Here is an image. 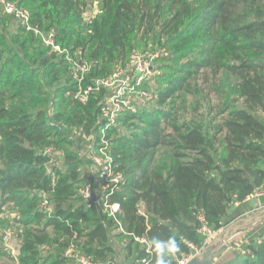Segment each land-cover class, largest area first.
Masks as SVG:
<instances>
[{"label":"trees","instance_id":"obj_1","mask_svg":"<svg viewBox=\"0 0 264 264\" xmlns=\"http://www.w3.org/2000/svg\"><path fill=\"white\" fill-rule=\"evenodd\" d=\"M12 1L40 32L0 7L4 21L17 23L8 34L0 22V214H17L9 221L22 239L19 264H76L71 248L97 263L129 264L132 256L133 264H178L191 245L203 249L204 227L218 233L250 211L244 203L264 189V0ZM52 32L69 59L44 43ZM147 37L172 61L154 88L157 103L120 116L102 135L108 94L75 99L76 54L91 64L89 84ZM206 93L222 101L218 111L205 100L194 109L204 114L179 117L183 94ZM103 142L122 176L107 195L120 204L126 234L81 195L95 175L90 150ZM261 223L224 264H264Z\"/></svg>","mask_w":264,"mask_h":264},{"label":"built area","instance_id":"obj_2","mask_svg":"<svg viewBox=\"0 0 264 264\" xmlns=\"http://www.w3.org/2000/svg\"><path fill=\"white\" fill-rule=\"evenodd\" d=\"M0 7L5 14H8L23 26H26L27 30H33L36 34L40 33L38 29H33L31 27V14L27 8L18 5L12 0H0ZM42 35L44 43L50 46L53 52L65 53L67 58H70V52L68 50H62L61 47L55 43L54 32L48 34V36ZM154 53L155 52H152L151 55L133 54L130 56L128 63L125 62L117 66L118 69L114 70L107 77L94 79L89 84H86V81L87 75L91 70V64L82 60L81 51L77 54L75 53L76 56L79 57L73 64L74 80L79 87L75 99L82 103H86L94 93L106 91L108 94L104 100L101 114L103 119L106 120L105 128L101 131L102 135H105L108 129L118 124V118L120 116L125 114H137L143 108H150L157 103L158 95L155 93L152 86L153 80L155 82V76L157 74V70L153 66V61L155 59H160V54ZM103 145L104 147H102ZM90 152L92 172L96 175V170L101 171L99 176L101 181L98 186L97 180H95L96 176L94 175V178L81 189V195L86 202L92 203L94 206L103 209L109 217L114 218L120 226V231L124 232L118 220V216L121 215L120 204L110 203L109 196L107 195L113 186L120 183L122 176L114 175L113 173L112 158L108 152V144L106 142H103L99 148L90 150ZM254 195L256 197H263L264 189L259 190ZM46 204L47 202H43L41 208L44 209ZM202 220H204V218H202ZM203 231L207 236L206 244L211 242L217 235L216 232L206 227L203 228ZM12 240H19V243L22 244V239L19 234L15 230L9 229L4 232L2 240L7 249L11 248L10 243ZM136 241L142 244H148L145 239L136 238ZM191 247L192 250H196L198 253L202 251V249L195 248L192 245ZM44 248H46V246ZM66 256L74 260L76 264H105L97 263L92 258L81 252H77L73 248L66 251ZM193 260L194 256H185L178 261V264H190Z\"/></svg>","mask_w":264,"mask_h":264},{"label":"rangeland","instance_id":"obj_3","mask_svg":"<svg viewBox=\"0 0 264 264\" xmlns=\"http://www.w3.org/2000/svg\"><path fill=\"white\" fill-rule=\"evenodd\" d=\"M94 14L95 12L98 13V7L94 8ZM93 17V16H91ZM91 17H88L87 20H89ZM0 22L1 25L4 26V28L7 30L8 34H13L15 29H17V23L14 22L13 20H8L4 21V18L0 17ZM139 36L136 37L138 39ZM159 40L154 39L153 37H147L144 41L137 42L135 47L132 50H129L128 57L126 63L129 62L130 56L133 54H139V55H151L152 52L159 53L160 54V59H155L153 61V66L157 70V74L155 76V82L153 80L152 86L153 88H156V84L162 83V77L160 76L167 72L169 73V70L167 69V64L172 63L171 60L166 59L165 57L167 56L166 50L161 49V46L159 45ZM164 43V41L162 42ZM89 53V52H88ZM197 52H194L192 55H189L190 58L194 57ZM114 70H117L118 67L113 66ZM205 95V96H204ZM204 95H199V96H193L191 94H183V97L177 102L176 108L179 114V117L183 120H191V118H194V116L198 117L199 114H204V111H194V109L197 107L198 103H203L205 100L210 101L211 105L214 106V110L218 111L220 103L222 102L216 95L209 94L207 97V93ZM201 96V97H200ZM203 108H205V105L201 104ZM168 149L164 148L161 149V154H164ZM97 152V151H96ZM89 161V160H88ZM88 164H86L87 168ZM16 212H10L8 210L4 211V213L0 214V230L3 232L8 231L9 229H13L16 231V227L12 226L13 222L12 220L9 221V218H13L16 216ZM12 223V224H11ZM263 225L261 222L257 223L254 226H251L244 231L236 234V236L231 240L228 241L229 244V249H225L220 253V257H223V261L229 260L231 257H235L238 254H241L243 251V245H245L248 240L249 236L254 232L256 229L261 228ZM17 232V231H16ZM118 242V243H117ZM121 240H116V245L118 246V251H119V259L122 258L126 260V251L122 250L119 243ZM11 248L7 249L6 248V255L0 257V264H19L18 263V254L20 250V243L19 240H12L11 243ZM5 247V246H4ZM16 249V253H15ZM222 246L219 248L222 250ZM77 252H80L81 250H76ZM129 264H133V259L132 256H129Z\"/></svg>","mask_w":264,"mask_h":264},{"label":"water","instance_id":"obj_4","mask_svg":"<svg viewBox=\"0 0 264 264\" xmlns=\"http://www.w3.org/2000/svg\"><path fill=\"white\" fill-rule=\"evenodd\" d=\"M262 221H264V207L247 216H243L232 221L224 227L211 242L206 244L201 252L198 253L196 250H192L194 260L191 261L190 264H202L203 259L211 256L219 246L231 240V238L237 233ZM228 247L229 244H226L224 248L226 249Z\"/></svg>","mask_w":264,"mask_h":264},{"label":"crops","instance_id":"obj_5","mask_svg":"<svg viewBox=\"0 0 264 264\" xmlns=\"http://www.w3.org/2000/svg\"><path fill=\"white\" fill-rule=\"evenodd\" d=\"M244 205H248L250 208V211H248V212H246V213H244L241 217H243V216H247V215H249V214H251V213H253V212H255V211H257L258 209H260V208H262V207H264V196L263 197H256L255 195H253V196H251L245 203H244ZM244 205H240V204H237L236 205V207H238V208H242ZM244 208V207H243ZM240 218V217H239ZM245 230V229H244ZM243 230V231H244ZM220 232V231H219ZM218 232V233H219ZM240 232H242V231H240ZM239 232V233H240ZM217 233V234H218ZM238 234V233H237ZM236 236V235H235ZM234 236V237H235ZM234 237H232L231 238V240L234 238ZM231 240H229V241H231ZM225 243H227L228 244V241L227 242H225ZM222 246V250H220V252H219V248ZM219 248H218V250H217V253H216V255H215V260L213 261V263L212 264H224V263H226V262H228V261H230V260H232L233 259V257H231L229 260H225V261H223L222 259H223V257H220V253L224 250V244H222ZM227 249V248H226ZM229 249V248H228Z\"/></svg>","mask_w":264,"mask_h":264},{"label":"bare ground","instance_id":"obj_6","mask_svg":"<svg viewBox=\"0 0 264 264\" xmlns=\"http://www.w3.org/2000/svg\"><path fill=\"white\" fill-rule=\"evenodd\" d=\"M226 244H227V243H225L223 247H225ZM219 247H220V246H219ZM219 247H218V248H219ZM218 248H217V250H218ZM217 250H216L211 256H209V257L203 259V260H202V264H212L213 261L215 260V255H216V253H217Z\"/></svg>","mask_w":264,"mask_h":264}]
</instances>
